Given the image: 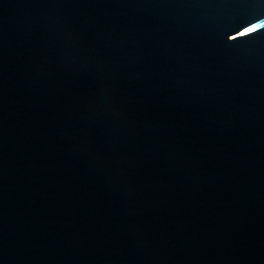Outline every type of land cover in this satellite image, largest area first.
Masks as SVG:
<instances>
[{"label":"water","instance_id":"obj_1","mask_svg":"<svg viewBox=\"0 0 264 264\" xmlns=\"http://www.w3.org/2000/svg\"><path fill=\"white\" fill-rule=\"evenodd\" d=\"M264 0H0V264H264Z\"/></svg>","mask_w":264,"mask_h":264},{"label":"snow or ice","instance_id":"obj_2","mask_svg":"<svg viewBox=\"0 0 264 264\" xmlns=\"http://www.w3.org/2000/svg\"><path fill=\"white\" fill-rule=\"evenodd\" d=\"M264 27V24L261 23H250L249 26L244 27L243 31L239 32V35L242 36H248L254 32H256L258 29Z\"/></svg>","mask_w":264,"mask_h":264}]
</instances>
